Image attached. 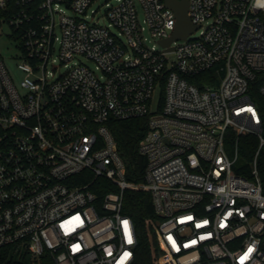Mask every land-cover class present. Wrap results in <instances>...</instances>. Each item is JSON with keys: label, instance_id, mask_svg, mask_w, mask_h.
Instances as JSON below:
<instances>
[{"label": "built area", "instance_id": "obj_1", "mask_svg": "<svg viewBox=\"0 0 264 264\" xmlns=\"http://www.w3.org/2000/svg\"><path fill=\"white\" fill-rule=\"evenodd\" d=\"M187 14L197 28L165 46L177 22L166 0H0V37L16 48L0 49V248L36 264H134L124 196L145 190L155 264H264L250 95L264 98V0H188ZM144 116L139 184L108 121ZM246 133L258 145L243 162Z\"/></svg>", "mask_w": 264, "mask_h": 264}, {"label": "trees", "instance_id": "obj_2", "mask_svg": "<svg viewBox=\"0 0 264 264\" xmlns=\"http://www.w3.org/2000/svg\"><path fill=\"white\" fill-rule=\"evenodd\" d=\"M261 111L264 127V98L257 88L250 93ZM109 127L116 138L118 151L126 163L127 179L135 183H144V168L146 160L137 150L138 142L148 129V118L137 117L127 120L110 119ZM235 139V136L232 139ZM241 161L252 159L258 145V139L251 134L239 136ZM258 168L264 180V147L258 158ZM236 171L242 173L237 167ZM244 175V173H243ZM151 195L145 190H127L124 196L123 212L128 214L136 228L138 243L134 264H155L158 255L155 227L158 216L155 214ZM0 264H36L27 252H15L11 247L0 248ZM38 264H54L50 255L41 257Z\"/></svg>", "mask_w": 264, "mask_h": 264}, {"label": "water", "instance_id": "obj_3", "mask_svg": "<svg viewBox=\"0 0 264 264\" xmlns=\"http://www.w3.org/2000/svg\"><path fill=\"white\" fill-rule=\"evenodd\" d=\"M166 3L175 11L177 17L175 30L172 36L161 40L163 45L169 46L171 41L185 38L189 33L193 32L197 26L192 24L187 14L188 0H166Z\"/></svg>", "mask_w": 264, "mask_h": 264}, {"label": "rangeland", "instance_id": "obj_4", "mask_svg": "<svg viewBox=\"0 0 264 264\" xmlns=\"http://www.w3.org/2000/svg\"><path fill=\"white\" fill-rule=\"evenodd\" d=\"M5 33H7V32L5 31ZM0 49L2 50L3 54L6 56L8 55L7 53H12L16 50V48L14 46V42L7 35H3L0 37ZM75 60H80V61L86 63L87 65H89L90 67L94 68V65L83 56H79ZM15 63H16V60H13V59L11 60V59L6 58V65H7L8 69L15 76V78H19L21 73L19 72V70H17ZM159 97H160V90L158 88L156 90V92L154 94V98H153V105H154L153 107L154 108L156 107V105L159 101Z\"/></svg>", "mask_w": 264, "mask_h": 264}]
</instances>
